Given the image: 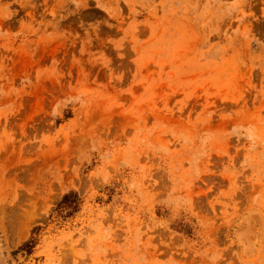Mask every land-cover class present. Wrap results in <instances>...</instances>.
<instances>
[{
  "label": "rangeland",
  "instance_id": "374dc122",
  "mask_svg": "<svg viewBox=\"0 0 264 264\" xmlns=\"http://www.w3.org/2000/svg\"><path fill=\"white\" fill-rule=\"evenodd\" d=\"M0 264H264V0H0Z\"/></svg>",
  "mask_w": 264,
  "mask_h": 264
},
{
  "label": "trees",
  "instance_id": "16d2710c",
  "mask_svg": "<svg viewBox=\"0 0 264 264\" xmlns=\"http://www.w3.org/2000/svg\"><path fill=\"white\" fill-rule=\"evenodd\" d=\"M81 199L76 191L70 190L63 194L61 200L57 203L54 212L56 216L68 217L77 211ZM34 240L30 239L22 244L21 249H26L28 252L32 249Z\"/></svg>",
  "mask_w": 264,
  "mask_h": 264
}]
</instances>
